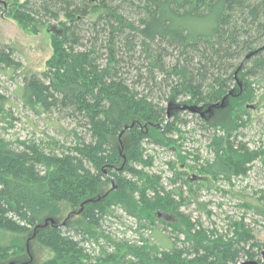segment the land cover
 <instances>
[{"label": "trees", "instance_id": "1", "mask_svg": "<svg viewBox=\"0 0 264 264\" xmlns=\"http://www.w3.org/2000/svg\"><path fill=\"white\" fill-rule=\"evenodd\" d=\"M0 14L31 34L49 32L46 68L23 77L21 103L76 121L88 136L74 133L72 144L52 148L0 135V232L33 230L52 253L39 264H223L259 256L264 244L243 218L218 233L179 212L182 187L196 195L185 170L174 172L179 186L166 190L161 176L143 167L152 164L145 143L174 142L182 107L200 112L214 130L246 124L264 79V0H0ZM12 65L19 64L0 47V66ZM6 100L0 92L1 111ZM212 110L227 122L205 120ZM211 148L213 162L200 173L214 180L244 175L262 152L223 137ZM110 182L112 191L97 197L98 186ZM258 199L244 205L264 221L263 195ZM62 202L79 218L49 225ZM119 208L140 226L170 227L171 245L116 239L104 223ZM163 213L181 222L158 219ZM16 247L0 245V262Z\"/></svg>", "mask_w": 264, "mask_h": 264}, {"label": "rangeland", "instance_id": "2", "mask_svg": "<svg viewBox=\"0 0 264 264\" xmlns=\"http://www.w3.org/2000/svg\"><path fill=\"white\" fill-rule=\"evenodd\" d=\"M0 47L8 51L14 64H19L0 66V92L7 99L2 108L4 113L0 114V135L13 143L33 139L52 148L72 144L74 133L88 138L76 121L60 118L54 112L28 109L17 95L25 75L40 73L46 68V60L52 52L47 28H41L38 34H31L14 20L0 14ZM256 87L257 97L249 104V116L243 117L246 124L236 130H233L232 124H227L225 128L218 125L214 130L203 124L200 112L199 115L198 112L180 108L177 112L180 131L171 136L174 142L165 143L163 146L145 143V154L152 158V164L143 169L149 174L160 175L162 186L166 190L179 186V182H171L175 178L174 172L185 170L187 182L193 190L196 189V195H189L188 189L183 186L186 199L179 207V212L187 215L195 227L228 233L231 222L243 218L244 222L254 229L256 238L264 244V221L244 205V202L254 205L259 203L260 195H263L261 204H264V79L256 84ZM233 90L238 92V88ZM203 116L205 120L214 118L221 124L227 122V115L223 111L212 110ZM218 137L245 143L249 150L262 152L248 164L249 169L244 175L228 174L227 179L220 176L218 180H214L210 175L200 173V169L213 162L216 151H213L211 144L213 139ZM126 138V135L116 137L118 147L124 146ZM13 146L16 147V144ZM112 188L111 182L100 184L97 197L110 193ZM53 211L54 214L47 218H52L55 224L70 223L79 218L78 209L66 202L55 204ZM113 214L111 220L104 224L116 239L123 238L138 245L146 239L149 240L148 244L160 247L171 245V240L167 238L171 233L170 227L164 229L165 226L159 222H156L154 227L140 226L135 218L128 216L120 208ZM156 216L168 224L181 222L180 218L170 213ZM52 222L48 221V224ZM180 238H183L182 234ZM11 244L18 246L17 252L0 264H39L52 255L49 249L36 242L33 230L26 234L1 231L0 245ZM19 247L22 248L19 250Z\"/></svg>", "mask_w": 264, "mask_h": 264}, {"label": "water", "instance_id": "3", "mask_svg": "<svg viewBox=\"0 0 264 264\" xmlns=\"http://www.w3.org/2000/svg\"><path fill=\"white\" fill-rule=\"evenodd\" d=\"M191 111H195L194 108H188ZM209 110V108L207 109V111ZM50 222H52V220H50ZM262 254L264 255V251H262ZM223 264H258L257 261L255 260H247V261H240V262H236V263H223Z\"/></svg>", "mask_w": 264, "mask_h": 264}, {"label": "flooded vegetation", "instance_id": "4", "mask_svg": "<svg viewBox=\"0 0 264 264\" xmlns=\"http://www.w3.org/2000/svg\"><path fill=\"white\" fill-rule=\"evenodd\" d=\"M262 251H264V249ZM262 251H260V254L257 256V258L253 259L257 261L258 264H264V255L262 254Z\"/></svg>", "mask_w": 264, "mask_h": 264}]
</instances>
